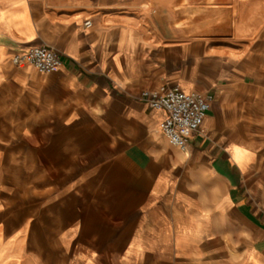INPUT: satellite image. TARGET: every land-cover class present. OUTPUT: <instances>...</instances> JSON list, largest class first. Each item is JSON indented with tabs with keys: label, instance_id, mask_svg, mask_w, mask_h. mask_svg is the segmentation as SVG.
<instances>
[{
	"label": "crops",
	"instance_id": "crops-1",
	"mask_svg": "<svg viewBox=\"0 0 264 264\" xmlns=\"http://www.w3.org/2000/svg\"><path fill=\"white\" fill-rule=\"evenodd\" d=\"M51 1L0 0V264H264V44L200 78L175 68L173 51L188 47L173 42L188 35L155 46L139 27H87L91 10L65 17ZM41 44L62 55L56 69L12 64ZM165 84L213 96L189 154L139 97ZM98 151L136 173L120 208L88 206L101 195Z\"/></svg>",
	"mask_w": 264,
	"mask_h": 264
},
{
	"label": "rangeland",
	"instance_id": "rangeland-1",
	"mask_svg": "<svg viewBox=\"0 0 264 264\" xmlns=\"http://www.w3.org/2000/svg\"><path fill=\"white\" fill-rule=\"evenodd\" d=\"M179 1L170 0V7L178 6ZM240 1L245 4L239 6L240 15L236 21H238V27L242 30L230 25L231 10L236 5V2L232 3V0H220V10L223 14L228 12L229 15L227 19L218 22L215 19L204 20L195 13L177 11L175 8L173 13H169L164 6L158 8L155 0H53L51 5L57 7L65 17L91 10L93 17L90 21L93 22L101 17H107L109 22L120 19L125 24L139 27L146 36L150 37V40L154 41L155 46L162 43L164 38L180 39L181 35H188L189 42H173L188 47L184 55L180 50L173 51L172 57L175 68L196 70L200 78H205L206 75L214 77L218 75V72L224 73L235 65V60L237 63L243 62L246 52L257 55L262 44H264V0ZM204 3L205 0H196L192 5L193 7L200 6V8H204L202 7ZM182 18L193 21H191L188 34L175 27V22ZM206 54L207 58L205 59ZM209 55L213 57L211 58ZM197 58H200V65H196ZM204 59L213 60L205 62ZM217 59L221 62H217ZM92 157L93 176L102 179L101 184L94 187V190L101 195L99 201L88 203V206L93 210L120 208L122 203L115 199L122 191L123 186L121 184L126 176L136 175L129 165V160L124 158V155H115L112 152L106 153L104 151L93 153ZM161 167L162 164L158 161V173L161 171ZM143 174L142 171L141 177H143ZM13 176L20 177L19 174L14 172ZM17 188L20 189V186ZM33 188H36V186ZM83 204L77 203L78 206H83ZM24 207L26 206L24 205ZM7 208L19 210L22 208V203L20 201L8 202ZM13 220H20V218H13Z\"/></svg>",
	"mask_w": 264,
	"mask_h": 264
},
{
	"label": "built area",
	"instance_id": "built-area-1",
	"mask_svg": "<svg viewBox=\"0 0 264 264\" xmlns=\"http://www.w3.org/2000/svg\"><path fill=\"white\" fill-rule=\"evenodd\" d=\"M90 20L85 22L89 26ZM62 55L45 44L31 46L13 55L15 66L30 65L42 73H49L61 64ZM140 99L156 110L165 111L161 132L168 143L187 153L193 135L201 133L204 119L213 96L210 93H186L177 84H165L153 91H142Z\"/></svg>",
	"mask_w": 264,
	"mask_h": 264
},
{
	"label": "bare ground",
	"instance_id": "bare-ground-1",
	"mask_svg": "<svg viewBox=\"0 0 264 264\" xmlns=\"http://www.w3.org/2000/svg\"><path fill=\"white\" fill-rule=\"evenodd\" d=\"M170 1V0H169ZM169 1H164V0H155V4L156 6L159 8H161V6L163 7H166V9L168 10L169 13H173L174 11V8L180 11H188V12H192V13H195L197 15H200V12L201 11H204L205 13H207L208 15L210 16H213V15H216L219 17L218 20H225L228 18V12L227 14L224 13L219 10L218 8H220L221 6L219 5L220 4V0H205V3L202 7H205V8H200V6L198 7H193L192 3L196 0H180L178 2V6H173L172 8L170 7L171 3L169 4ZM245 1V0H244ZM233 2H236V5L233 6V9L231 10V20L230 21V25H232L234 28H239L238 27V21L237 18H239V15H240V8L239 6L245 4L243 1H240L239 0H232V3ZM146 8V7H144ZM211 8H215V10H212ZM232 8V7H230ZM251 8V7H250ZM226 11V10H225ZM229 12H230V9H229ZM107 20V19H106ZM111 21V20H110ZM191 21L192 20H189V19H185V18H182L180 20H177L175 22V27L179 28L180 30H183L185 32V34H188L190 32V24H191ZM193 22V21H192ZM106 23H109L106 22ZM86 25V24H85ZM91 26V22L89 24V26L87 27H90ZM174 28V27H173ZM245 28V27H244ZM240 30H242V28H239ZM171 30V29H170ZM176 31V30H175ZM172 32V30H171ZM178 33V32H177ZM243 33V32H242ZM191 40V39H190ZM205 44V43H204ZM209 44V43H208ZM202 47V46H201ZM210 47V46H209ZM204 48V47H203ZM27 51V50H26ZM201 53V52H200ZM211 58L213 56L209 55ZM200 57V56H199ZM216 57V56H215ZM235 57V56H234ZM203 58V57H202ZM205 59L207 58V55H205L204 57ZM198 59V58H197ZM215 59V58H214ZM193 60V59H192ZM197 61V60H196ZM221 61V60H220ZM185 85V84H184ZM186 93H191V92H186ZM160 130H161V125H160ZM182 152V151H181ZM190 152V151H189ZM189 152L185 153V154H189Z\"/></svg>",
	"mask_w": 264,
	"mask_h": 264
}]
</instances>
